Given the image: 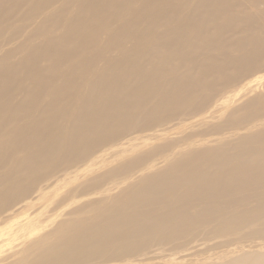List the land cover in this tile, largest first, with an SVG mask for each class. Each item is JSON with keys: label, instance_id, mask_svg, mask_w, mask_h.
I'll use <instances>...</instances> for the list:
<instances>
[{"label": "bare ground", "instance_id": "1", "mask_svg": "<svg viewBox=\"0 0 264 264\" xmlns=\"http://www.w3.org/2000/svg\"><path fill=\"white\" fill-rule=\"evenodd\" d=\"M0 264H264V0H0Z\"/></svg>", "mask_w": 264, "mask_h": 264}]
</instances>
